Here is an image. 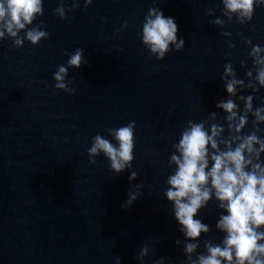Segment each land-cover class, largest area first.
I'll list each match as a JSON object with an SVG mask.
<instances>
[{
    "label": "water",
    "instance_id": "95a60500",
    "mask_svg": "<svg viewBox=\"0 0 264 264\" xmlns=\"http://www.w3.org/2000/svg\"><path fill=\"white\" fill-rule=\"evenodd\" d=\"M78 2L62 20L53 15L60 0H44L35 23L43 20L50 35L36 46L0 40V264H116L117 257L139 264L134 256L145 245L144 264L159 257L183 264L174 243L183 237L162 194L171 144L187 121L220 111L225 41L235 44L238 78L242 59L251 67L242 40L264 45V8L248 24L226 25L225 37L205 14L215 7L220 15L219 0H93L86 9ZM149 7L174 17L185 41L159 61L137 35ZM77 47L88 63L69 68L70 95L52 87V73L66 62L64 50ZM129 121L136 122L132 184L127 170L109 171L102 155L89 164L87 154L92 136ZM137 183L140 196L121 208ZM217 211L213 201L200 212L216 240Z\"/></svg>",
    "mask_w": 264,
    "mask_h": 264
},
{
    "label": "clouds",
    "instance_id": "9594fccd",
    "mask_svg": "<svg viewBox=\"0 0 264 264\" xmlns=\"http://www.w3.org/2000/svg\"><path fill=\"white\" fill-rule=\"evenodd\" d=\"M92 3L93 0H83L85 9ZM79 6L78 0H72L70 6L60 0L53 15L63 20L66 12ZM216 7L220 8V15H215V7L205 14L215 16L211 23L228 37L231 33L223 30L225 26L251 22L255 10L264 8V0H219ZM43 14L44 0H0V40L9 39L20 48L25 42L36 46L48 39L44 21L35 23ZM126 27L127 21L117 31ZM137 35L149 56L158 61L185 45L174 17L165 16L159 7L147 9ZM225 43L229 51L220 81L226 95L215 104L220 111L209 112L200 121H187L171 144L167 159L170 172L162 194L183 237L174 241L182 245L183 264H264V98L256 97L259 103H254V94L264 88V45L242 40L249 47L251 67L242 59L243 77L238 78L230 60L235 44ZM63 54L67 60L53 71L52 87L71 95L76 89L66 79L68 70L79 69L88 61L80 47L71 52L64 50ZM246 90L250 93L245 95ZM135 127L136 122L129 121L107 128L106 135L92 136L87 148L88 163L95 164V158L102 155L109 171L120 174L127 170L128 182L132 184L137 178V172L132 170ZM142 187L137 183L128 190L121 208L127 209L140 196ZM213 201L218 210L214 224L220 234L218 240L207 238L212 227L200 215ZM148 253L149 247L142 246L134 259L144 264ZM116 264H122L119 257ZM152 264H166V257H159Z\"/></svg>",
    "mask_w": 264,
    "mask_h": 264
}]
</instances>
